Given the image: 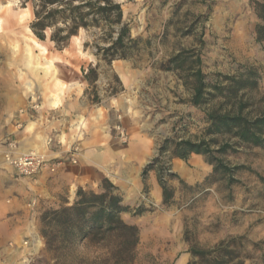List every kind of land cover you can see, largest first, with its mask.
<instances>
[{
  "label": "rangeland",
  "instance_id": "374dc122",
  "mask_svg": "<svg viewBox=\"0 0 264 264\" xmlns=\"http://www.w3.org/2000/svg\"><path fill=\"white\" fill-rule=\"evenodd\" d=\"M115 1L139 45L132 58L115 60L107 67L93 56L92 46L83 47L92 41L88 33L81 31L57 50L32 36L29 4L0 0V77L30 85L29 94L44 104L41 110L53 108L49 100L57 102L66 120L64 142L76 143L78 136L81 140L85 135L91 143L103 135L114 139L107 148L106 170L97 167L96 173L117 188L125 206L142 210L136 217L121 216L138 229L137 245L121 264H180L185 256V264H195L192 248L210 250L231 239H237L233 247L240 257L230 264H264V144H235L217 155L230 167H239L229 186L221 175L212 174L205 156L199 155V161L193 160V154L186 161L175 158L174 142L228 141L227 135L206 134V112L229 110V103L216 95L193 106L190 88L178 72L166 69L171 57L190 51L199 56V68L211 86L225 85L226 77H246L252 70L249 82L255 85L241 89L237 100L246 105L244 112L250 117L263 115L264 43L255 41L260 21L253 6L264 0ZM90 68L99 77L87 84L82 71ZM117 126L132 137L127 143L119 140ZM135 138L148 141V146L133 145ZM153 179L159 187L161 179L171 193L167 204L161 187L159 201L150 193L148 182ZM99 183L83 190L97 192ZM66 195L64 189V197L57 200L62 205L43 203L37 210L40 238L42 215L74 202L75 196L67 200ZM41 247L22 264H115L107 260L103 246L82 243L60 255L46 251L44 239Z\"/></svg>",
  "mask_w": 264,
  "mask_h": 264
},
{
  "label": "trees",
  "instance_id": "16d2710c",
  "mask_svg": "<svg viewBox=\"0 0 264 264\" xmlns=\"http://www.w3.org/2000/svg\"><path fill=\"white\" fill-rule=\"evenodd\" d=\"M29 4L32 20L28 26L32 36L39 42H50L57 50L64 49L81 31L88 33L92 41L85 42L83 47H93V56L98 62L110 67L115 60H127L133 57L138 49L139 40L133 39L130 28L123 20L121 5L115 0H23ZM253 11L260 21L255 29V41L264 43V2H256ZM199 56L190 51H181L167 62L166 69L178 72L183 84L190 88L193 106L215 99L218 95L229 103V110L219 109L206 112L208 127L206 134L227 135L228 141L221 144L213 139L198 141L181 140L173 143L175 158L186 161L190 155H203L212 166L213 175H221L227 185L235 182L233 171L239 167H230L217 155L233 148L235 144H248L260 147L264 144V114L250 117L244 112L246 105L237 100L238 92L249 82L253 71L246 77H226V84L216 82L212 86L205 82L199 68ZM87 84L97 81L96 69L82 71ZM211 89V90H210ZM234 140V144L229 142ZM168 140L161 146V152L167 147ZM151 166L148 165L144 173ZM163 204H167L171 193L162 180ZM99 191H84L78 188L74 202L63 205L57 210L45 212L40 219V235L45 241L46 251L55 255L71 252L77 245L87 243L96 247L103 246L107 260L115 264L123 263L138 242V229L125 223L123 214L139 216L140 208L130 209L123 204L117 188L107 179L98 185ZM237 239L223 241L210 250L192 248L191 255L197 259L195 264H230L239 259L240 254L233 245ZM264 243V242H263Z\"/></svg>",
  "mask_w": 264,
  "mask_h": 264
},
{
  "label": "crops",
  "instance_id": "0c3cea01",
  "mask_svg": "<svg viewBox=\"0 0 264 264\" xmlns=\"http://www.w3.org/2000/svg\"><path fill=\"white\" fill-rule=\"evenodd\" d=\"M30 90V85L0 77V264H22L40 252L43 239L34 217L41 204L57 202L62 205L57 200L64 197V189L69 200L74 198L78 188L96 187L103 177L96 169L106 170L107 148L114 142L110 135H103L92 143L86 135L81 140L78 136L76 143L74 140L64 142V114L60 108L43 106L41 110L42 101L33 111L30 107L35 98L29 94ZM7 139L13 143V148L7 147ZM147 143L135 138L133 145L145 148ZM72 146L79 149L75 165L68 162ZM5 154L12 157L43 154L47 159L63 163L54 172L44 169L31 178H24L4 161ZM191 157L194 161L200 159L199 155ZM148 185L150 193L159 201L161 190L157 182L149 180ZM186 257L180 264H185Z\"/></svg>",
  "mask_w": 264,
  "mask_h": 264
},
{
  "label": "built area",
  "instance_id": "2783aa9c",
  "mask_svg": "<svg viewBox=\"0 0 264 264\" xmlns=\"http://www.w3.org/2000/svg\"><path fill=\"white\" fill-rule=\"evenodd\" d=\"M33 103L34 104H32L30 108L35 111L38 109V104L35 99ZM116 130L118 131V136L121 143H127L128 138L124 130H122L120 126H117ZM47 143H50V140H48ZM6 145L8 148H13V143L10 141V139L6 140ZM68 154L70 163L72 165L77 164V160L79 158L78 147H71L68 151ZM4 161L15 169L19 177L24 178H31L44 169L54 172L63 163L61 160L47 159L43 154H28L17 157H12L10 154H5Z\"/></svg>",
  "mask_w": 264,
  "mask_h": 264
},
{
  "label": "bare ground",
  "instance_id": "6f19581e",
  "mask_svg": "<svg viewBox=\"0 0 264 264\" xmlns=\"http://www.w3.org/2000/svg\"><path fill=\"white\" fill-rule=\"evenodd\" d=\"M36 46H39V44L37 42H35ZM51 99V98H50ZM49 104L50 106H52L53 108H57V102H54L53 99L49 100Z\"/></svg>",
  "mask_w": 264,
  "mask_h": 264
}]
</instances>
